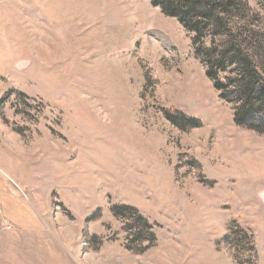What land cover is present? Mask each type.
<instances>
[{
	"label": "rangeland",
	"instance_id": "374dc122",
	"mask_svg": "<svg viewBox=\"0 0 264 264\" xmlns=\"http://www.w3.org/2000/svg\"><path fill=\"white\" fill-rule=\"evenodd\" d=\"M200 1L197 57L153 0H0V264H264V0Z\"/></svg>",
	"mask_w": 264,
	"mask_h": 264
},
{
	"label": "trees",
	"instance_id": "16d2710c",
	"mask_svg": "<svg viewBox=\"0 0 264 264\" xmlns=\"http://www.w3.org/2000/svg\"><path fill=\"white\" fill-rule=\"evenodd\" d=\"M202 1L196 0L190 4L189 7L186 4H178L176 5L175 2H168L167 0H153V4L155 6H161L162 10L165 15L169 17L176 18L180 24L189 32L196 33V37L194 38L193 42L195 45L200 44L202 48H197L195 50V54L197 57H200L201 55V49H206L205 43L202 42V31H200L197 27L198 24H200L199 21H197L194 24L192 22L193 20H196V18H201V15L199 10L202 8ZM182 8H181V7ZM189 8L188 11H186L185 14H183L184 8ZM186 16H190V19H186ZM201 20V19H200ZM210 51H215V53L212 54V62L211 64H215L219 62L222 64L225 60L224 56L220 58V55L217 54V48L212 47L208 49ZM241 52L240 51H234L232 57H231V64L235 67L242 66L241 65ZM238 60V62H237ZM244 71L241 73V76L239 79H237L238 85L235 88L236 92V98L235 102L238 103V107L234 116V121L238 126L255 130L261 134H264V129H262V125L264 126V79L262 76H260L257 69L252 66V63L249 61V59L246 57L244 59ZM214 61V63H213ZM213 65L208 70L207 75L210 79L214 81V87L216 90L222 92L226 87L225 85H222L218 79V73H214V67ZM219 67H222L221 65ZM218 67V68H219ZM220 97L224 100H228L227 95L224 93L220 94ZM229 101V100H228ZM249 118L250 122L247 121ZM262 123V124H261ZM231 233V232H230ZM241 233L243 234L244 238L247 240L248 244L251 247V250L255 252V245H254V239L249 233V231L245 229H241ZM234 238L237 237L234 233Z\"/></svg>",
	"mask_w": 264,
	"mask_h": 264
},
{
	"label": "bare ground",
	"instance_id": "6f19581e",
	"mask_svg": "<svg viewBox=\"0 0 264 264\" xmlns=\"http://www.w3.org/2000/svg\"><path fill=\"white\" fill-rule=\"evenodd\" d=\"M144 10L147 11L146 14L151 15L152 12H150V10L145 9V8H144ZM146 14L143 13V16H142V18L145 20V22H149L150 20H153V17L147 16ZM134 16H135V15H134ZM151 16H152V15H151ZM154 17H155V16H154ZM262 193H263V195H264V192H262Z\"/></svg>",
	"mask_w": 264,
	"mask_h": 264
},
{
	"label": "crops",
	"instance_id": "0c3cea01",
	"mask_svg": "<svg viewBox=\"0 0 264 264\" xmlns=\"http://www.w3.org/2000/svg\"><path fill=\"white\" fill-rule=\"evenodd\" d=\"M47 263H50V264H58L59 261H48Z\"/></svg>",
	"mask_w": 264,
	"mask_h": 264
}]
</instances>
